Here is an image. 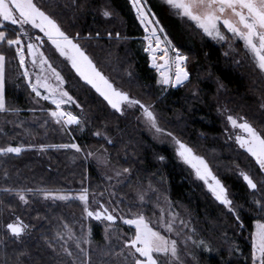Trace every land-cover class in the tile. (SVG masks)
I'll return each mask as SVG.
<instances>
[{
    "label": "trees",
    "instance_id": "trees-1",
    "mask_svg": "<svg viewBox=\"0 0 264 264\" xmlns=\"http://www.w3.org/2000/svg\"><path fill=\"white\" fill-rule=\"evenodd\" d=\"M35 2L52 15L69 35L75 37L76 33H80L77 42L97 67L117 87L153 108L161 120L167 121L171 133L207 160L213 173L228 188L241 221L226 212L192 179L190 171L176 161L167 146L157 144L148 136L140 122L139 108L124 115L111 110L48 46H45V55L64 76V87L81 110L72 108L70 111L76 115L82 112L83 118L82 123L66 127L63 133L48 123L46 143H78L81 147L106 150L110 160L119 169H132L129 186L160 179L165 182L166 195L173 207L193 226L195 239H207L212 234L219 241H225L226 245L240 249L239 258L233 256L234 251L231 252L233 258H229L218 244L217 249H212L216 251L215 254L199 253L196 259L198 264H251L247 237L253 223L264 218V214L253 203L254 199L264 196V176L248 155L223 141V124L217 108L223 103L264 134V112L259 109L264 104L263 82L254 67L248 63L234 65L197 32L182 26L158 0H146L147 7L155 13V18L160 21L169 39L188 56L186 66L190 80L177 88L165 86L157 82L159 77L156 71L148 66V56L144 52V32L127 0ZM104 8H108L113 15L105 18L102 15ZM117 20L122 23L121 26ZM0 30H6L9 38L15 36L8 26ZM96 32L100 33L99 37L95 36ZM109 32L113 33L112 37L107 35ZM117 32L120 33L119 37L115 35ZM89 33L93 34L91 38ZM0 51L6 56L8 105L22 112L17 114L18 117L26 116V111L33 108L28 100L32 94L21 77L15 48L3 42L0 43ZM22 120L19 118V122ZM1 130L6 134H1ZM26 130L34 138L41 134L38 126L26 125ZM97 132L104 134L107 139L95 136ZM20 133L18 128L9 131L8 126L4 125L0 128V147H5L10 137ZM40 142L44 143L43 140ZM45 154L46 157L42 159L25 151L19 155H0V240H5L4 244H0V264L68 262L51 257L45 237L51 240L52 233L63 228V219L69 220L65 211L78 212L79 206L74 202H42L40 191H62L68 186L73 190L87 187L89 192H95L101 185L95 166L81 159L75 151L58 149ZM161 156L165 159L160 160ZM239 170L252 175L259 190L250 191L237 174ZM8 187L33 191L26 192L29 199L25 203L15 193H5L3 189ZM9 214L19 216L31 229L28 238L16 241L9 235L5 229ZM21 252H24L23 256H19Z\"/></svg>",
    "mask_w": 264,
    "mask_h": 264
},
{
    "label": "snow or ice",
    "instance_id": "snow-or-ice-1",
    "mask_svg": "<svg viewBox=\"0 0 264 264\" xmlns=\"http://www.w3.org/2000/svg\"><path fill=\"white\" fill-rule=\"evenodd\" d=\"M166 4L175 10L179 16L194 22V25L202 30V33L206 34L207 37L226 41L229 39L228 34H230L231 37L242 41L244 49L251 54V59L258 69L264 72V0H166ZM131 5L135 9L140 24L144 27L145 51L151 55V62L159 74L157 82L171 86L183 85L188 82L190 80V72L186 66L188 56L169 39L160 21L153 19L155 13L148 10L146 0L144 2L142 0H131ZM102 12L105 17L113 15L108 8H104ZM7 22H11V25H19V31L14 38H9L6 30H0V43L6 42L10 46H16L15 52L19 58V66L23 68L22 75L27 79V84L31 87L36 97L43 96L45 100H49L55 105L54 108L50 107L47 111L56 123L70 126L73 124L78 125L82 123V120L79 115L63 107V105L72 102L74 98L63 87L65 84L64 76L53 67L49 58L41 50L43 39L36 37L35 39L38 42H32L30 38V41L26 45L24 44L21 37L28 36L29 33V29L25 28V25H30L31 28L40 30L47 37V40L55 46V49L62 56L67 57L76 73L87 84L95 88L113 109L124 111L122 106L125 104L140 105L142 114L151 127L157 132H167L166 129L159 126L157 115L149 105L142 104L140 100L131 97L127 91L117 87L97 67L93 59L77 42L80 33H76L75 37L69 35L52 15L38 6L35 0H0V29H3ZM92 35V33H89V38ZM107 35L112 37L113 33L109 32ZM115 35L119 37L120 33L117 32ZM95 36L99 37L100 33L96 32ZM162 36L163 39L161 38ZM25 49H27V55L31 56L32 64L34 66L38 65L40 68L35 77L32 76L28 67H26L28 60L26 59ZM159 52H163V56L158 61L157 54ZM5 65V53L0 51V111L16 112L18 109L9 107L6 98ZM193 91L195 92L196 90L194 89ZM226 120L233 129L240 130L235 135L236 142L254 158L255 163L261 170V174H264V134H261L246 118L227 115ZM167 134L173 137L177 145L176 152L178 157L195 170L196 177L206 184L216 200L227 206L231 213H235L237 221H241L238 208L234 206L233 200L229 196L228 188L213 173L207 160L203 156L197 155L187 143L175 137L173 133L168 132ZM96 135L100 136L102 134L97 132ZM35 147L41 150L52 147L72 148L81 151V146L78 143L62 145L8 144L7 147H0V153L19 154L24 148ZM87 155H97L105 164L110 162L106 157V150L104 153L89 152ZM159 159L164 160L165 157L161 156ZM115 171L116 176L120 177L131 173L132 169L123 168ZM240 175L246 181L247 188L259 190L256 180L247 171L241 170ZM3 191L5 193H15L19 200L27 203L29 197L26 192H32L33 190L8 187L3 189ZM40 194L45 199H77L82 202V215L90 219L94 218L95 221L100 222L104 228V240L109 241L103 248L99 249L101 256H115L119 259V264H165V260L174 264L175 261H179L178 241L153 226L150 219L142 212L133 214L131 218L124 215L118 217L114 214L117 211L116 208L110 207L102 199H97V194H90L87 187L75 193L44 189L40 191ZM98 195L102 196L103 194L100 193ZM138 199L140 202L145 200L143 192L138 193ZM253 203L264 214V196H261L260 199H254ZM172 217L173 219L170 221L160 220V224L168 232H173L175 218L179 217V213L173 212ZM118 219L128 226L134 227L130 237L117 228ZM180 222L184 223L183 220ZM26 227L19 216H16L12 222L5 225L11 237L17 240L21 239ZM84 227L81 224L82 234L77 237L75 231L65 221L63 228L57 231L51 240L47 236L45 237L49 246L53 250H57V254L62 252L65 256L71 258L70 261L62 262V264H74L78 259L74 252L86 257L84 264H91V254L88 249L81 247V241L91 243L92 228L89 226L87 232H83ZM65 234H67V239H65ZM114 235L116 239L113 241ZM250 235L251 264H264V218L255 221V230ZM70 239L75 241V250L68 246ZM53 241H56V243H53ZM4 243L5 240H0V244ZM200 244L206 247L207 250H212L204 241H200ZM117 248L119 249L118 251H116ZM235 251L239 252L240 249L236 247ZM23 255L24 252L19 253V256Z\"/></svg>",
    "mask_w": 264,
    "mask_h": 264
},
{
    "label": "rangeland",
    "instance_id": "rangeland-1",
    "mask_svg": "<svg viewBox=\"0 0 264 264\" xmlns=\"http://www.w3.org/2000/svg\"><path fill=\"white\" fill-rule=\"evenodd\" d=\"M158 1L161 4H163L166 8H168V10L173 15V17H175L182 26H184V27L186 26L187 28L191 29V31L197 32L201 37H203V39H205L206 41L210 42L213 46L218 48L219 52L223 58L230 60L231 62H233L234 65H240V64L248 63L251 66H253L254 69L259 74V76L263 82V91H264V72H261L258 69V67L254 63V61L251 59V54L247 53L246 50L244 49L242 41H240L237 38L231 37L230 34H228L229 39L226 41L225 40H216V39H213L211 37H207L206 34L202 33V30L198 29V27H196L194 25V22H191L187 18L179 16L175 10L171 9L166 4V0H158ZM127 2L131 7V10L134 14V17H135L137 23L142 28L144 35H145L144 27L139 22V19L136 15L135 9L131 5V0H127ZM142 2H144V1L142 0ZM148 10H149V8H148ZM102 15H103V12H102ZM105 18H109V17H105ZM153 19L154 20L156 19L155 16L153 17ZM117 24H119V26H121L122 23L120 21H118ZM5 26H8L9 31L13 32L15 35L19 31V27H20L19 25H11V22H7ZM5 26H4V28H5ZM24 27L29 29L28 36H22L21 37L22 40L24 41L25 45L30 41V38H31L32 42H38L35 39L36 37L42 38L44 42L41 45V50L44 52V54H45V46H48L49 48L53 49L55 51V53L57 54V56L59 57V59L64 61L67 64V66L72 70V72L79 78V80L82 83H84L85 85H87L97 96H99L100 99H102L111 110L118 113L119 115H124V114H128V111L132 112L134 110H137V108H139L140 122L142 124L144 131L148 134V136L152 140H154V142H156L157 144L167 146L173 152L176 161L179 164H181L184 168H186L190 171L192 179L196 183H198L200 186H202V188L205 190V192L207 194H209L210 197L217 204L221 205L225 209L226 212L233 214L235 217L236 214L231 213L229 211V209L227 208V206L223 205L222 202L216 200V198L211 194V191L207 188L206 184L201 179L196 177L195 170L192 169L190 165H188L186 162H184L182 159H180L178 157V154L176 152L177 145L175 144L173 137L169 136L167 134L168 132H170L169 127L166 125L167 121L165 119L161 120L162 119L161 116H159L153 108H152V110L157 115L159 126L163 129H166L167 132H157L154 128H152L151 125L148 123L147 119L143 116L140 105H127V104H125L122 106L124 108V111H117V110L113 109L111 107V105H109L107 103V101L104 99V97L101 96L100 93H98L95 90V88H93L91 85L87 84V82L84 81L79 76L78 73H76L75 69H73L71 67V63L68 61L67 57L62 56L59 53V51L57 49H55V46L52 45L51 42L47 40V37L44 36V34L40 30L33 29V28H31L30 25H25ZM161 38L163 39V36ZM144 43H145L144 52H146L147 56H148V63H149L148 66L156 71V68L153 66V64L151 62V55L147 51H145L146 42L144 41ZM15 47L16 46H14V48ZM25 51H26V59L28 60L26 67H28L32 76L35 77L36 73L38 71H40V68L38 65L34 66L32 64L31 56L27 55V49H25ZM16 58H17V61L19 63V58H18L17 54H16ZM157 59H158V61L160 60L159 58H157ZM20 70H21V77L24 79V82H25L28 90L32 94L30 99L28 98V100L31 101L33 108H30L26 111V113H27L26 116H19V117L17 114H21L22 112L20 113V111H16V112L0 111V114L3 115V116H0V120H1L0 123L2 125V126L0 125V128H2L4 125H7L9 128V131L13 128H18V131L20 130V132H21L20 134H15L14 136H12L8 139V144H13L15 142H19V144L17 143V145H20V144L39 145V144H41L40 141L43 140V142H44L43 144L52 145V143H46V141H45V139L47 138L46 137V132H47L46 126L48 123H52L54 126L58 127L60 133H63L64 129H66V127H70V126L75 127V126H77V124L66 126V125H61V124L56 123L54 118H52L47 111L50 107L54 108L55 105H53L51 101L45 100L43 98V96L36 97L35 93L31 89V87L27 84V79L22 75L23 68L20 67ZM156 74L159 77V74L157 71H156ZM64 85H63V87H64ZM165 86L177 88V87H174L171 85H165ZM44 91H46V90H44ZM46 106H48V108ZM63 107H65V109L68 111H70V109H72V108H76L77 110L81 111L74 99L72 102H69V103L63 105ZM259 109H260V111L264 112V104H261ZM79 113H80L79 115H80L81 120H82L83 113L82 112H79ZM217 113H218V116L220 117L222 124H223V141L225 143L231 144L236 150L244 152L255 163L254 158H252L251 155L249 153H247L246 149L241 148L235 140V135L240 130L239 129H233L231 124L229 122H227V120H226L227 115H234V116H238V117H242V118H244V117L241 115L235 114L234 112L231 111V109L228 106L224 105L223 103H221L218 106ZM8 117H11L10 118L11 120ZM19 118H22L23 120L19 122ZM26 125H27V127L38 126L39 130L41 131V134L38 137L34 138L33 136L30 135L29 130L24 131V128ZM225 129H227V131H225ZM2 131L3 130H1V134H6ZM95 136H97V135L95 134ZM174 136H175V134H174ZM99 137L104 138L105 140L107 139V137L104 134L100 135ZM8 144H6L4 146L7 147ZM65 144H71V143L67 142ZM53 145H56V144H53ZM60 145H62V144H60ZM58 149H71V150L75 151L77 154H79L81 159H83L87 163L93 164L95 166V168L98 171V174L100 176V179H101V185H99V187L96 188L95 192H90V194H97V199H102L110 207L116 208L117 211L114 214H116L118 217L121 215H124V216L131 218V216L133 214H135L137 212H142L145 216H147L150 219L153 226L157 227L165 235L171 236L172 239H176L178 241V247H179V261H175L174 264H198L197 263L198 260H196V259H197V256L199 253H201V252L210 253V254L216 253L215 250L214 251L207 250L206 247H204L200 244V241H204V243L206 245H208L211 249H217V246L219 244L220 245L219 247H221L224 250V252L228 253L227 255L229 258H233V256L235 258L240 257V251L236 252L234 245H232V246L226 245L225 241H219L217 239V237L212 235V234H210L207 239L206 238H200V237H198V239H195L193 237V233H195V230H193L194 229L193 226L192 225L190 226L187 218H186L187 220L185 218L183 219L184 216H182L179 213V211H177L173 207L171 200L166 195L167 188L165 186V182L161 181L160 179H156L153 182L144 181V182L135 183V185H133V186H129L128 182H130L129 181L130 173L124 174L120 177H117L115 170H121V169H119L110 160L109 154L107 151H106V157L110 161L108 164L103 163L102 160H100L97 155H92V156L87 155L89 152L104 153L105 152L104 149H91V148H87V147H81V151H77L76 149H72V148H52V147H49V148L41 150L40 148L35 147V148H24V149H22V151L20 153H22L24 151L29 152V153H32L36 158L42 159V158L46 157L45 153L47 151L58 150ZM193 151H194V149H193ZM195 153L197 155H200L197 152H195ZM7 154L19 155L16 153H7ZM0 155H4V153H0ZM258 168H259V166H258ZM240 172H241V170H239L237 172V174L241 177L242 181L246 184V181L243 180L242 176L240 175ZM260 172H261V170H260ZM262 175L264 176V174H262ZM109 177H111V179H109ZM81 189L82 188L79 187L77 190H73L67 186V189L62 190V191H65V192L70 191V192L75 193V192H79ZM249 190L253 191V192L255 191L252 189H249ZM140 192H143V194L145 196V200L143 202H140L138 199V193H140ZM100 193H102L103 195L99 196L98 194H100ZM41 201L42 202H50V203H60V204H66L68 202H74V203L78 204V206H79L78 212H73L72 210H71L72 212L71 211L68 212L67 210L65 211V209H63V211L66 212L65 213L66 218L67 217L69 218L67 223L72 227L73 231H75V234L77 237L81 236V234H82L81 224H83L85 226L83 228V232H87V229L89 226L92 228L91 243L89 244V243L84 242L83 240L81 241V247L88 249L89 253L91 254V264H119V259L115 256H101L99 249L103 248V246L106 243H109V241L104 240V236H103L104 228L100 222L95 221L94 218L90 219V218H87L84 215H82V212H83L82 202H80L77 199H70V200L45 199L43 196L41 198ZM173 212H178L179 217L175 218V223L173 225V228H174L173 232H168L167 229H165L160 224V220L161 219H163L164 221L172 220L173 219V217H172ZM15 218H16L15 216L9 214L7 217L6 224L9 222H12ZM181 220H183L184 223H181L180 222ZM64 222H65V219H63V221L61 222V226L64 225ZM116 226L118 229L122 230V233H126L128 235V237H130L134 231V227H130V226L126 225L125 223H123V221H121L119 219L116 223ZM94 229H97V230L95 231ZM254 230H255V222L253 223L251 233ZM8 233L11 236L10 232H8ZM30 233H31V229L26 227V231H25V233L22 234L21 239L17 240L13 237L12 238L15 239L16 241H21L23 239L28 238ZM55 233L56 232H53L52 235L54 236ZM177 233H179V235H177ZM250 234L248 235L247 238H248V241L250 243V249H251V235ZM67 238H68L67 234H65V239H67ZM112 239L114 241L116 239V236L114 235ZM45 242H46V240H45ZM53 243H56V241H53ZM68 246L72 247L75 250V241L70 239L68 242ZM98 246H99V248H98ZM47 249H48V253L51 255L52 258H56L57 260H69V261L71 259V258L65 256L62 252L57 254V250H53L49 246L48 243H47ZM118 250L119 249L117 248L116 251H118ZM232 251H234V252H232ZM231 252L233 253V256L231 255ZM189 253H191V255H189ZM74 254H76L78 256V259L74 262V264H84L86 257L82 254H79L78 252H74ZM165 264H173V262H169V261L165 260Z\"/></svg>",
    "mask_w": 264,
    "mask_h": 264
},
{
    "label": "bare ground",
    "instance_id": "bare-ground-1",
    "mask_svg": "<svg viewBox=\"0 0 264 264\" xmlns=\"http://www.w3.org/2000/svg\"><path fill=\"white\" fill-rule=\"evenodd\" d=\"M162 56H163V52H159V53L157 54V58H159V59H161ZM179 86H181V85L174 86V87H179Z\"/></svg>",
    "mask_w": 264,
    "mask_h": 264
}]
</instances>
